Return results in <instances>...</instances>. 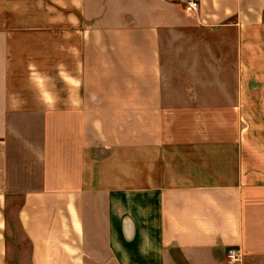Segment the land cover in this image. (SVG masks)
I'll list each match as a JSON object with an SVG mask.
<instances>
[{
	"label": "crops",
	"instance_id": "crops-1",
	"mask_svg": "<svg viewBox=\"0 0 264 264\" xmlns=\"http://www.w3.org/2000/svg\"><path fill=\"white\" fill-rule=\"evenodd\" d=\"M61 5L58 61L0 19V264H264V0ZM59 62L78 105L21 97Z\"/></svg>",
	"mask_w": 264,
	"mask_h": 264
},
{
	"label": "rangeland",
	"instance_id": "rangeland-1",
	"mask_svg": "<svg viewBox=\"0 0 264 264\" xmlns=\"http://www.w3.org/2000/svg\"><path fill=\"white\" fill-rule=\"evenodd\" d=\"M61 3L70 6V0H20L19 4L4 0L0 4V8H3V11H0V19L18 21L21 35H36L37 39H41V42L36 43L39 49L36 59L42 64L48 61L49 58L45 57L48 54L52 55L53 61L64 57L58 52L61 51L60 47L66 43L67 37L69 36L70 40L71 35L83 32L79 28L80 32H77L74 25L77 19L81 20L80 11L67 10L62 7ZM74 4L75 0H72V5ZM12 7L19 9L15 10ZM45 40L48 42H44ZM53 71H55L54 68ZM52 78L55 83L60 84L56 74ZM180 87L183 88L176 86L175 91H178ZM50 88L57 95V100L64 99L60 96H66L68 93L63 86H50ZM186 89L195 97L207 99V102H218L220 99L221 86H186ZM71 91L73 93V90ZM20 94L22 98L29 100L35 98L32 86H20Z\"/></svg>",
	"mask_w": 264,
	"mask_h": 264
},
{
	"label": "clouds",
	"instance_id": "clouds-1",
	"mask_svg": "<svg viewBox=\"0 0 264 264\" xmlns=\"http://www.w3.org/2000/svg\"><path fill=\"white\" fill-rule=\"evenodd\" d=\"M71 54V49H69ZM54 70L56 72V76L59 80L65 85V89L68 92L67 100L72 105H78L81 99L80 95L77 98H73L72 89L80 90L82 83L78 79L76 75H73L70 72L66 65L62 62L57 63L54 66ZM28 83L32 86L35 98L38 103L44 105L45 107L55 106L57 103V95L51 90L50 84L53 80L47 73L40 71V69L34 63H30L28 65V75H27ZM91 100L95 101V94H90L89 97Z\"/></svg>",
	"mask_w": 264,
	"mask_h": 264
},
{
	"label": "built area",
	"instance_id": "built-area-1",
	"mask_svg": "<svg viewBox=\"0 0 264 264\" xmlns=\"http://www.w3.org/2000/svg\"><path fill=\"white\" fill-rule=\"evenodd\" d=\"M188 8L192 11H195L197 10L198 8V2H189L188 3ZM227 259L230 263H234V262H237L240 258V252H239V249L238 248H229L227 250Z\"/></svg>",
	"mask_w": 264,
	"mask_h": 264
}]
</instances>
